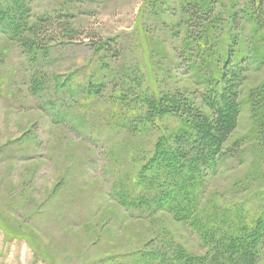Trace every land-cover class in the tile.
Masks as SVG:
<instances>
[{"label": "rangeland", "instance_id": "rangeland-1", "mask_svg": "<svg viewBox=\"0 0 264 264\" xmlns=\"http://www.w3.org/2000/svg\"><path fill=\"white\" fill-rule=\"evenodd\" d=\"M29 5L32 17L49 16L61 26L44 33L45 49L37 50L34 61L0 32V264H129L132 253L163 248V242L204 251L196 231L167 210L143 216L115 196V184L131 185L129 150L141 147L147 156L159 134L183 124L177 117L163 114L141 143L139 135L108 127L99 111L103 99L92 103L78 132L69 123L51 122L28 90L32 71L66 73L89 60L93 67V44L105 38L115 40L117 52L104 55V96L124 85L160 96L180 91L208 111L200 104L207 84L222 87L225 71L237 78L236 126L223 149L237 143L238 151L203 176L200 200L247 219L264 212V1L261 9L257 0ZM190 8L205 18L202 24L190 19ZM228 57L232 70L223 69ZM118 73L126 78L112 80ZM255 264H264V247Z\"/></svg>", "mask_w": 264, "mask_h": 264}, {"label": "trees", "instance_id": "trees-1", "mask_svg": "<svg viewBox=\"0 0 264 264\" xmlns=\"http://www.w3.org/2000/svg\"><path fill=\"white\" fill-rule=\"evenodd\" d=\"M263 1L257 0L260 9ZM186 11L190 19L193 16L196 22H204L197 8ZM57 23L49 16L32 17L29 0H0V32L16 40L30 61L36 59L37 50L45 49L44 33L61 26ZM115 45L113 38L94 43L93 67L89 60L66 73L32 71L27 87L38 100L37 107L51 122L69 123L78 132L85 129L92 103L103 99L106 105L99 111L106 116L108 127L139 135L141 143L149 131L158 127L163 114L177 117L183 123L168 135L159 134L147 156L142 155L141 147L129 150L134 165L128 179L131 185L115 184V196L125 209L142 212L143 216L157 209L167 210L174 220L187 223L196 231L204 251L195 254L180 245L163 242V248L132 253L129 264H255L264 247V212L247 219L238 211L210 209L202 206L199 192L203 176L214 171L217 161L238 151L237 143L227 150L223 145L236 126L235 87L239 81L225 71L222 87L213 82L207 84L200 104L208 111L180 91L160 96L152 89L134 91L124 85L104 96L109 68L104 55L114 57ZM233 63L228 57L223 69H231ZM124 75L118 73V79L112 80L123 79ZM94 115L91 113V117ZM3 231L7 236L10 233L7 228Z\"/></svg>", "mask_w": 264, "mask_h": 264}]
</instances>
